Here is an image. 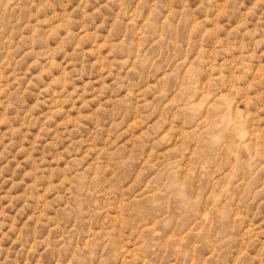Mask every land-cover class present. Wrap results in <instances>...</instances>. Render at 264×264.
<instances>
[{
	"label": "rangeland",
	"instance_id": "rangeland-1",
	"mask_svg": "<svg viewBox=\"0 0 264 264\" xmlns=\"http://www.w3.org/2000/svg\"><path fill=\"white\" fill-rule=\"evenodd\" d=\"M0 264H264V0H0Z\"/></svg>",
	"mask_w": 264,
	"mask_h": 264
}]
</instances>
